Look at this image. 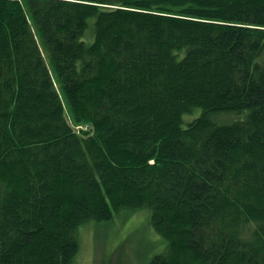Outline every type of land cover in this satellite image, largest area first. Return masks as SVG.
<instances>
[{
    "label": "trees",
    "instance_id": "trees-1",
    "mask_svg": "<svg viewBox=\"0 0 264 264\" xmlns=\"http://www.w3.org/2000/svg\"><path fill=\"white\" fill-rule=\"evenodd\" d=\"M139 210L148 264H264V0H0V264Z\"/></svg>",
    "mask_w": 264,
    "mask_h": 264
},
{
    "label": "rangeland",
    "instance_id": "rangeland-1",
    "mask_svg": "<svg viewBox=\"0 0 264 264\" xmlns=\"http://www.w3.org/2000/svg\"><path fill=\"white\" fill-rule=\"evenodd\" d=\"M80 236L77 264H148L167 245L150 224L147 210L125 211L111 221L87 222Z\"/></svg>",
    "mask_w": 264,
    "mask_h": 264
}]
</instances>
